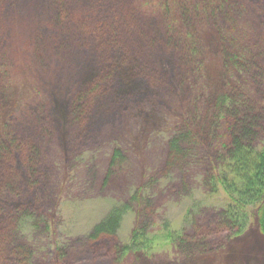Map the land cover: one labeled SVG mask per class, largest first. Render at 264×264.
<instances>
[{"label": "rangeland", "instance_id": "obj_1", "mask_svg": "<svg viewBox=\"0 0 264 264\" xmlns=\"http://www.w3.org/2000/svg\"><path fill=\"white\" fill-rule=\"evenodd\" d=\"M92 82L93 99L78 102ZM229 93L264 125V0L5 3L0 141L13 162H0V225L29 250L14 264H264L254 206L241 235L200 233L226 200L204 179L225 130L213 101ZM180 132L184 157L166 169L168 139ZM116 148L123 158L111 168ZM129 200L120 245L139 224L182 240L92 252L94 225Z\"/></svg>", "mask_w": 264, "mask_h": 264}, {"label": "trees", "instance_id": "obj_2", "mask_svg": "<svg viewBox=\"0 0 264 264\" xmlns=\"http://www.w3.org/2000/svg\"><path fill=\"white\" fill-rule=\"evenodd\" d=\"M9 1L0 0V10ZM235 56L237 55H229L226 63L231 66L239 63ZM97 90L98 83H90L79 92L77 101L81 103L91 101ZM233 96L230 93L218 94L213 101V117L218 118L222 115L225 130L221 148L212 160L211 169L206 174L204 183L211 194L215 195L222 190L226 200L213 227L210 230L205 229V232L201 229L200 233L203 236L222 233L239 236L247 228L250 222L249 208L254 206L255 223L260 235L264 237V125L253 120L247 112H239ZM213 117L211 119L215 121ZM186 136V133L180 132L168 139L166 169L174 167L184 157L185 149L182 143ZM3 143L0 141V162L8 167L13 159L5 160L2 157L4 155L2 151L5 149ZM15 150L16 148L13 152ZM30 152L32 153L31 150ZM122 158V152L116 148L111 156L110 167L117 166ZM24 159L26 163L29 161L26 155ZM29 165L31 167L34 165L32 158ZM131 203L129 200L114 206L102 220L94 225L88 236L89 249L92 252L116 257L141 250L148 251L153 248L158 239L170 242L182 240L181 233V237L178 233L171 231L158 236L149 231V225L139 224L132 230L129 241L120 245L116 240L117 229L123 216L130 211ZM11 231L10 226L0 225V264L16 263L12 260L15 254L18 255L19 261L28 258L29 250L23 244H13Z\"/></svg>", "mask_w": 264, "mask_h": 264}]
</instances>
